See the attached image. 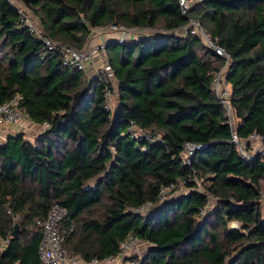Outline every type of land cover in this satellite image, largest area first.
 Here are the masks:
<instances>
[{
    "label": "trees",
    "instance_id": "trees-1",
    "mask_svg": "<svg viewBox=\"0 0 264 264\" xmlns=\"http://www.w3.org/2000/svg\"><path fill=\"white\" fill-rule=\"evenodd\" d=\"M17 1L48 37L77 49L94 28L162 31L109 40L114 79L88 78L0 0V104L21 95L29 119L49 124L33 140L25 132L0 140V264H43L39 221L55 204L68 211L65 248L86 262L116 255L133 234L144 242L139 264H264V155L246 159L231 143L234 128L245 141L264 139V0H202L187 15L178 0ZM190 17L230 56L234 128L213 89L226 59L176 32ZM186 142L208 144L191 164ZM172 183L177 193L162 202ZM147 202L148 215L133 211Z\"/></svg>",
    "mask_w": 264,
    "mask_h": 264
},
{
    "label": "built area",
    "instance_id": "built-area-1",
    "mask_svg": "<svg viewBox=\"0 0 264 264\" xmlns=\"http://www.w3.org/2000/svg\"><path fill=\"white\" fill-rule=\"evenodd\" d=\"M14 8L21 16V26L28 28L35 37L40 39L45 46L51 50H59L62 56L63 64L67 67H72L82 71H86L92 67L93 63L98 61L97 75H104L108 80L114 79V74L108 62L104 48L108 41L111 39L117 40L123 44L130 41H138L141 38L158 34L162 30L146 29L139 27H125L123 25H111L108 28H94L90 39L97 37L94 44H86L83 49H77L68 43H62L48 37L42 28L39 19L20 1L9 0ZM202 0H178L181 12L187 15L194 4ZM189 32L200 36L206 43L209 49L213 50L216 54L226 59L225 66L215 73L213 80V89L224 105L227 111V117L230 126L235 127V114L231 103V86L227 82L228 68L231 62L230 56L227 51L218 45L206 33L200 22L195 18H189V23L180 30L181 34ZM114 32L117 36L112 38L106 36V33ZM178 33V31H176ZM100 62V63H99ZM112 91L108 88L105 91L106 108L112 110L111 97ZM21 95H16L10 100L0 104V124H10L16 127H23L26 121L31 123L27 114L21 108ZM49 127L48 123L42 125L43 130ZM136 136L144 135L135 131ZM231 143L236 144L241 155L246 159H251L259 154L264 155V139L262 135L252 134L248 140L239 137L235 128L233 129ZM205 143L186 142L184 144L183 156L186 164H191V156L195 151L207 147ZM177 184L172 183L169 186H164L160 191V200L163 202L177 193ZM214 197L211 196L210 202L213 206ZM152 202H147L141 207L135 208L133 211L144 216L148 215L152 209ZM206 209H202L201 214L206 213ZM264 213V191H263V208ZM68 211L65 207L55 204L53 205L47 216L39 221L43 228V235L39 247V255L43 264H139V257L141 255L142 246L144 242L136 235L130 234L122 242L120 250L116 255H109L104 258H94L89 262L84 261L78 255L73 254L65 248L64 243L66 240L67 232L61 228L63 221L66 219ZM231 228H238L237 222L233 223ZM6 243V241H4Z\"/></svg>",
    "mask_w": 264,
    "mask_h": 264
},
{
    "label": "rangeland",
    "instance_id": "rangeland-1",
    "mask_svg": "<svg viewBox=\"0 0 264 264\" xmlns=\"http://www.w3.org/2000/svg\"><path fill=\"white\" fill-rule=\"evenodd\" d=\"M180 32V30L178 31ZM113 33V34H112ZM111 34L114 36V32H111ZM115 36H117V34H115ZM97 37L94 35L93 38L89 39V45H92V43L96 42ZM100 63V62H99ZM97 66H99L98 61H96V63H93L92 67H90L89 69H87L85 71L86 75L88 78H93L97 75L98 73V68ZM113 85L114 87H116V82L113 81ZM117 105V93L114 91V93H112V97H111V107L112 110H115V107ZM115 112H113L112 114H114ZM29 121H26V123H24L23 127H16L15 125H10V124H5L2 123L0 124V140H4L5 137H7V134L9 133V130H11V127H16L20 132H25L26 133V137L30 140L35 139V137L43 131L42 125H38V124H32ZM138 133H140V131H137ZM234 222H231V226H234L233 224ZM142 248H144V246H142ZM142 251V250H141Z\"/></svg>",
    "mask_w": 264,
    "mask_h": 264
},
{
    "label": "crops",
    "instance_id": "crops-1",
    "mask_svg": "<svg viewBox=\"0 0 264 264\" xmlns=\"http://www.w3.org/2000/svg\"><path fill=\"white\" fill-rule=\"evenodd\" d=\"M112 34H113V33H112ZM112 34L109 33V32H107V33H106V36L114 38V37H116L115 34H117V33H115L114 36H113ZM88 43H89V41H88ZM88 43H87V44H88ZM94 43H95V42H94ZM94 43H92V44H94ZM32 124H34V123L31 121V124H30V125H32ZM11 128H12V129L9 130V133L7 134V136H9V135H11V134H16V133L20 132L16 127H11Z\"/></svg>",
    "mask_w": 264,
    "mask_h": 264
},
{
    "label": "water",
    "instance_id": "water-1",
    "mask_svg": "<svg viewBox=\"0 0 264 264\" xmlns=\"http://www.w3.org/2000/svg\"><path fill=\"white\" fill-rule=\"evenodd\" d=\"M19 232H20V226H19V224H16L15 229L12 232V235L16 236V235H18Z\"/></svg>",
    "mask_w": 264,
    "mask_h": 264
}]
</instances>
